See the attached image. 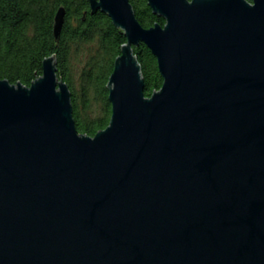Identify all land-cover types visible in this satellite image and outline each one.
Masks as SVG:
<instances>
[{
	"label": "water",
	"instance_id": "obj_1",
	"mask_svg": "<svg viewBox=\"0 0 264 264\" xmlns=\"http://www.w3.org/2000/svg\"><path fill=\"white\" fill-rule=\"evenodd\" d=\"M89 3L127 39L106 128L78 131L54 55L30 86L0 78V264H264V0H148L151 27Z\"/></svg>",
	"mask_w": 264,
	"mask_h": 264
},
{
	"label": "trees",
	"instance_id": "obj_2",
	"mask_svg": "<svg viewBox=\"0 0 264 264\" xmlns=\"http://www.w3.org/2000/svg\"><path fill=\"white\" fill-rule=\"evenodd\" d=\"M144 27L165 19L155 15L148 0H130ZM66 10L60 40L54 36L55 16ZM127 39L111 18L91 13L89 0H0V78L26 86L43 73V61L56 56L58 75L72 92L77 129L94 136L106 128L111 118L107 83L115 59ZM96 46V50L94 47ZM91 52L87 57L86 49ZM145 77V94L151 96L163 84L157 59L149 47H134ZM76 64H83L76 80Z\"/></svg>",
	"mask_w": 264,
	"mask_h": 264
},
{
	"label": "rangeland",
	"instance_id": "obj_3",
	"mask_svg": "<svg viewBox=\"0 0 264 264\" xmlns=\"http://www.w3.org/2000/svg\"><path fill=\"white\" fill-rule=\"evenodd\" d=\"M94 49L96 50V46L94 47ZM87 51H89V53L91 52V50H90V47H87V49H86V54H87V57H82L84 60H87L89 57V53L87 52ZM82 65L83 64H76V72H77V77H76V80L78 79V77H79V72H80V69H82Z\"/></svg>",
	"mask_w": 264,
	"mask_h": 264
}]
</instances>
